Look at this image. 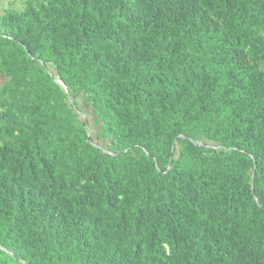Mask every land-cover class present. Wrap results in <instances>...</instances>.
<instances>
[{"label":"trees","instance_id":"obj_1","mask_svg":"<svg viewBox=\"0 0 264 264\" xmlns=\"http://www.w3.org/2000/svg\"><path fill=\"white\" fill-rule=\"evenodd\" d=\"M0 264H264V0L0 4Z\"/></svg>","mask_w":264,"mask_h":264},{"label":"rangeland","instance_id":"obj_2","mask_svg":"<svg viewBox=\"0 0 264 264\" xmlns=\"http://www.w3.org/2000/svg\"><path fill=\"white\" fill-rule=\"evenodd\" d=\"M10 1H13V0H0V4H2V6H7V4L10 2ZM90 117V116H89ZM89 117L87 115H83V118L88 122L90 121L89 120ZM96 130L95 128L92 127V131L90 133V135L92 134L93 137L96 136ZM211 146V145H210Z\"/></svg>","mask_w":264,"mask_h":264},{"label":"water","instance_id":"obj_3","mask_svg":"<svg viewBox=\"0 0 264 264\" xmlns=\"http://www.w3.org/2000/svg\"><path fill=\"white\" fill-rule=\"evenodd\" d=\"M67 92H69L68 89H67Z\"/></svg>","mask_w":264,"mask_h":264}]
</instances>
